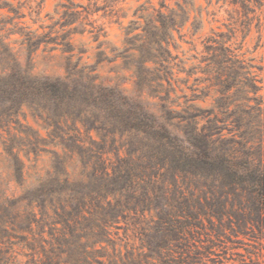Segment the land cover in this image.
<instances>
[{"label": "rangeland", "instance_id": "obj_1", "mask_svg": "<svg viewBox=\"0 0 264 264\" xmlns=\"http://www.w3.org/2000/svg\"><path fill=\"white\" fill-rule=\"evenodd\" d=\"M162 1L0 0V242L14 234V264H74L87 246L105 264H264V230L244 235L238 201L214 227L199 217L244 199L203 159L264 163V4Z\"/></svg>", "mask_w": 264, "mask_h": 264}, {"label": "trees", "instance_id": "obj_2", "mask_svg": "<svg viewBox=\"0 0 264 264\" xmlns=\"http://www.w3.org/2000/svg\"><path fill=\"white\" fill-rule=\"evenodd\" d=\"M252 1H255L262 7L264 4V0H244V11L246 13H255V9L250 7ZM6 3V2H5ZM162 7L167 8L165 6L164 0L161 4ZM162 18H167V22L164 20H159L158 22L161 23V30L162 32L168 33L170 30H174L176 28L175 22V14L172 11H169L168 15H163L162 13L159 14ZM21 35H24V43L28 47L36 48L35 45L36 40L35 37L32 35L31 31L22 32ZM202 168L207 170L208 177H212L213 182L218 184L222 188V190L229 189L231 194L234 195L237 191L241 190L244 191V199L243 196L237 195V199L232 198L230 199L227 195V198L224 200V205L221 208H216L217 210H210L209 212H203L199 214V217L207 218L209 223L214 227L213 218L215 217L218 220H222L224 217H227V220H230L229 212L226 210L224 206L228 204L230 200L238 201L237 205L243 214V227H244V235H247L249 232H253V228H256L258 232H262L264 230V163L263 162H256V161H246L244 162V170H239L237 166H235L229 158H224L221 160L219 164H215V160L211 157H207L202 160ZM203 172V171H202ZM244 175V179L241 177ZM236 177V178H234ZM217 186V187H218ZM224 193V192H223ZM222 199H218L217 202L220 204ZM213 202V198H212ZM210 207H214L213 203L209 204ZM220 206V205H219ZM234 206V202H233ZM199 225L202 226L203 222L202 219L198 221ZM231 226V225H230ZM237 227H242V225L237 224ZM231 230H234L231 228ZM194 230L183 229L179 232V244L178 246L186 247L188 244V236H191ZM219 233V232H217ZM238 233V232H237ZM162 238H166L167 234H164L163 231L160 232ZM224 234V232H223ZM12 232H6V242H0V264H14L15 257L12 254V245L11 242L8 240L13 236ZM167 239V238H166ZM7 244V245H6ZM4 245V246H2ZM88 247V246H87ZM87 247L83 248L81 251V260L75 259L73 260L74 264H105L103 261L99 260L100 257L104 256H90L89 254L91 251H87ZM182 247V248H184ZM165 246H154L156 249V253L158 255H162V249ZM211 247L207 249L208 252L210 251ZM97 250H94V253ZM13 253V252H12ZM81 262V263H80ZM185 258H180L179 262L176 264H191ZM111 264V263H110ZM114 264V263H112Z\"/></svg>", "mask_w": 264, "mask_h": 264}]
</instances>
